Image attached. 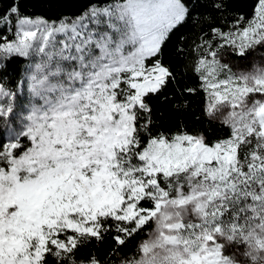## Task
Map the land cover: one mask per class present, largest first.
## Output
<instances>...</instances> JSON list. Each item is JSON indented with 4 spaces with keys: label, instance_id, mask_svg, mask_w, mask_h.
<instances>
[{
    "label": "snow or ice",
    "instance_id": "obj_1",
    "mask_svg": "<svg viewBox=\"0 0 264 264\" xmlns=\"http://www.w3.org/2000/svg\"><path fill=\"white\" fill-rule=\"evenodd\" d=\"M4 3L0 264H264V0L249 16L87 0L56 19ZM190 20L207 31L166 61ZM196 95L222 135L154 118V99L182 111Z\"/></svg>",
    "mask_w": 264,
    "mask_h": 264
},
{
    "label": "trees",
    "instance_id": "obj_2",
    "mask_svg": "<svg viewBox=\"0 0 264 264\" xmlns=\"http://www.w3.org/2000/svg\"><path fill=\"white\" fill-rule=\"evenodd\" d=\"M231 4L230 11L237 15L249 16L251 14V4L253 0H229ZM87 0H22L21 8L26 14H36L48 18L56 19L63 14L75 15L85 7ZM7 7V0L3 4ZM208 14L215 15L211 10H207ZM204 27L207 31L206 22L201 21L196 23L195 20H190L185 23L172 37L170 43L165 49V60H172L173 63L180 65L185 62L184 57H178L175 49L181 44L180 36L187 39H192ZM25 65L20 61H13L8 68L9 77L11 80L16 79V73L22 72ZM0 76H3V70H0ZM7 82V81H6ZM185 82L190 86L195 85L194 79L185 77ZM189 107L186 110L176 111L173 108L171 100L162 101L160 99L153 100L154 118L166 128H173L178 122H183L189 129L204 131L210 138L213 136L222 135V130L218 125H212L209 128L203 121H197L196 116L200 114V109L203 103L202 95L187 96L184 98Z\"/></svg>",
    "mask_w": 264,
    "mask_h": 264
}]
</instances>
